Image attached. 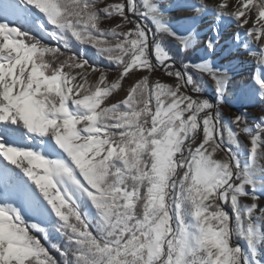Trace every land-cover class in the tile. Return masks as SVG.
Instances as JSON below:
<instances>
[{
  "label": "snow or ice",
  "instance_id": "obj_1",
  "mask_svg": "<svg viewBox=\"0 0 264 264\" xmlns=\"http://www.w3.org/2000/svg\"><path fill=\"white\" fill-rule=\"evenodd\" d=\"M168 7L0 0V264H264V0Z\"/></svg>",
  "mask_w": 264,
  "mask_h": 264
},
{
  "label": "rangeland",
  "instance_id": "obj_2",
  "mask_svg": "<svg viewBox=\"0 0 264 264\" xmlns=\"http://www.w3.org/2000/svg\"><path fill=\"white\" fill-rule=\"evenodd\" d=\"M155 2L161 7L162 10L165 11L166 18H175L176 16L181 14V11L179 9H170L168 6L170 3H172V0H155ZM207 2L211 5L214 3V0H207ZM212 24V17L211 16H205L202 19L198 21L197 28L202 34L201 40L206 38L208 35H210V25ZM189 26L185 27L186 28ZM234 25H231V23H228L224 28V35L225 37L231 35V33L234 30ZM45 42H51L47 39ZM163 42L165 46L176 55V61L177 64L180 63L181 59H195L200 55L199 47L197 46L195 50H190L186 54L178 53L176 50L175 42L172 41L170 38L164 37ZM221 43H223V40H221ZM74 48L79 49V45L73 41ZM202 46V45H201ZM90 56H94V53L92 50H88ZM243 52V55L239 56H224L222 55L223 49H221V52H219L217 55L220 59V62L223 63L225 60L228 59H235L241 61V63H237L233 65L231 69V74L234 76V85L237 87V90L240 86L244 85L246 82H248L255 74L260 70V68H264V65H260L258 63V60L254 56H250L249 53L243 49H241ZM99 62V61H97ZM156 78H162L165 80V82H171L170 78H167L163 75V73L158 74ZM209 99H213V94L206 88L204 93ZM213 102H215L213 100ZM246 107V108H244ZM240 110L242 112L246 113V116L250 123L254 122V119H258L261 115H264V112L261 111V106L255 105V106H244V105H228L222 107V114L225 120H228L232 117L234 113H236L237 110ZM242 140L246 142V138L242 137ZM261 163H264V161H261ZM37 171L42 173V169H37ZM247 202V201H245ZM53 235V234H52ZM55 235V234H54ZM55 254V253H54Z\"/></svg>",
  "mask_w": 264,
  "mask_h": 264
},
{
  "label": "trees",
  "instance_id": "obj_3",
  "mask_svg": "<svg viewBox=\"0 0 264 264\" xmlns=\"http://www.w3.org/2000/svg\"><path fill=\"white\" fill-rule=\"evenodd\" d=\"M51 239H52V242L53 243L58 242L54 234L53 235L51 234Z\"/></svg>",
  "mask_w": 264,
  "mask_h": 264
}]
</instances>
